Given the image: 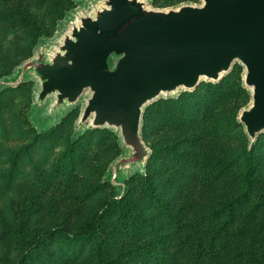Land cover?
Listing matches in <instances>:
<instances>
[{"label":"rangeland","instance_id":"374dc122","mask_svg":"<svg viewBox=\"0 0 264 264\" xmlns=\"http://www.w3.org/2000/svg\"><path fill=\"white\" fill-rule=\"evenodd\" d=\"M18 1L43 34L33 43L26 20L0 17V77L70 11L52 27L51 6L63 0ZM150 2L160 8L198 0ZM241 71L234 63L216 83L201 81L146 105L141 138L150 155L143 170L120 176L121 186L104 179L124 152L113 130L86 127L74 136L80 104L40 123L45 109L32 106V80L0 86V264H91L93 239L79 230L92 216L108 251L128 264H260L249 253L264 249L259 190L244 193L241 171L249 161L264 179V132L248 147L235 119L248 102ZM19 232L36 233L43 244L27 250ZM142 246L150 250L146 259Z\"/></svg>","mask_w":264,"mask_h":264},{"label":"water","instance_id":"95a60500","mask_svg":"<svg viewBox=\"0 0 264 264\" xmlns=\"http://www.w3.org/2000/svg\"><path fill=\"white\" fill-rule=\"evenodd\" d=\"M241 66L248 102L235 119L251 147L264 132V0H198L154 7L150 0H78L53 34L0 86L33 81L31 102L40 123L80 104L73 135L113 130L124 150L104 179L121 186L143 170L150 149L141 138L144 108L176 97L201 81L218 82Z\"/></svg>","mask_w":264,"mask_h":264},{"label":"trees","instance_id":"16d2710c","mask_svg":"<svg viewBox=\"0 0 264 264\" xmlns=\"http://www.w3.org/2000/svg\"><path fill=\"white\" fill-rule=\"evenodd\" d=\"M73 0H63L57 1L51 6L49 13L50 21L49 25L54 27L56 22L64 16V14L71 10L73 5ZM27 7L23 6L18 0H0V17L8 16L12 22L19 20H26V25H31L33 29V36L31 41H34L43 34L42 26L37 27L34 18H31L29 11L26 10ZM16 89H8V91H15ZM3 93V89L0 90V94ZM75 142V141H74ZM72 147H69L68 150H71ZM241 180L244 186V193L251 191L255 185L258 187V197L260 202V208L263 211L264 215V179L260 178L255 174L251 163L247 161L241 171ZM149 194H152L150 191ZM104 229L101 227L99 220L96 216H92L90 220L80 227L79 233L83 238L90 237L93 239L91 250L93 253V260L91 264H128L121 260V257L117 255H112L108 251V247L105 244L106 234H104ZM103 233V234H102ZM17 239L19 243L24 246L27 250H32L39 245L43 244L42 237H39L36 233L22 234L21 232L17 233ZM78 240V237L70 239V242H75ZM145 258H148V246H142ZM252 260L260 264L264 263V249L260 250L259 253H251ZM148 262V260L146 261Z\"/></svg>","mask_w":264,"mask_h":264}]
</instances>
